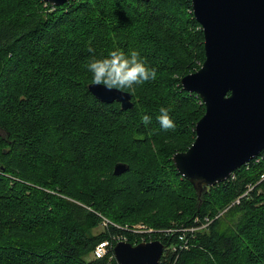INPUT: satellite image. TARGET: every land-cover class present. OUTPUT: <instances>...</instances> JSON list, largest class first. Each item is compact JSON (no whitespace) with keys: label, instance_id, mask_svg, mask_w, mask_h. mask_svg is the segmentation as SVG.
I'll use <instances>...</instances> for the list:
<instances>
[{"label":"trees","instance_id":"obj_1","mask_svg":"<svg viewBox=\"0 0 264 264\" xmlns=\"http://www.w3.org/2000/svg\"><path fill=\"white\" fill-rule=\"evenodd\" d=\"M128 1L138 15L119 0H0V264H107L93 248L120 227L194 226L219 212L191 247H165L158 264H264V149L200 195L171 159L204 113L180 84L204 60L191 0ZM117 49L157 69L155 81L125 90V110L87 89L89 57ZM154 51L166 60L155 64ZM161 107L174 129L161 128ZM119 162L128 168L115 175ZM103 217L119 227H101Z\"/></svg>","mask_w":264,"mask_h":264},{"label":"water","instance_id":"obj_2","mask_svg":"<svg viewBox=\"0 0 264 264\" xmlns=\"http://www.w3.org/2000/svg\"><path fill=\"white\" fill-rule=\"evenodd\" d=\"M42 1L58 6L68 0ZM191 6L202 28L204 60L180 84L201 99L204 113L193 142L174 153L172 162L200 195L264 149V0H191ZM90 84L97 99L116 101L123 110L133 107L128 91ZM127 168L116 163L113 174ZM163 250L159 240L120 241L113 253L118 264H158Z\"/></svg>","mask_w":264,"mask_h":264},{"label":"clouds","instance_id":"obj_3","mask_svg":"<svg viewBox=\"0 0 264 264\" xmlns=\"http://www.w3.org/2000/svg\"><path fill=\"white\" fill-rule=\"evenodd\" d=\"M88 51L94 53L95 50L89 47ZM85 67L92 73L90 85L103 86L107 91L115 90L123 93L148 81H155L157 78V69L149 66L137 50H132L127 55L122 50H112L103 58L92 55ZM159 112L157 120L161 128L164 131L174 129L175 124L169 109L161 107ZM150 120L148 115L142 117L144 124L150 123Z\"/></svg>","mask_w":264,"mask_h":264},{"label":"built area","instance_id":"obj_4","mask_svg":"<svg viewBox=\"0 0 264 264\" xmlns=\"http://www.w3.org/2000/svg\"><path fill=\"white\" fill-rule=\"evenodd\" d=\"M262 180H264V173L261 174L259 181H262ZM253 187L254 185H248L247 189L239 197H237L233 202H231L230 205L239 203L240 198L245 197L248 191H250ZM220 214L221 212L215 214L214 216L206 215L203 218H199V219L197 217L195 219L197 223L196 225L194 226L186 225L182 229H179V231H181V234L178 236L177 240L174 239L173 235L171 234L172 227L167 228L165 230H160V229H153L151 227H145L146 225L144 226L143 223L135 224V225H125L123 227H120L122 228L120 232L113 233L112 235H110L109 238L99 241L93 248L92 257L93 258H105L107 261V264H118L114 256V253H113V248L117 242H120V241L129 242L125 234L126 232H130L135 237H138L139 242L156 240V239H150V238L153 237L154 235H157L159 239H163L167 241V245H169V247L167 245L165 247H167L170 251L177 250V249H181V250L187 249L191 247V245L193 244V240L195 238L196 233L200 230L207 229L209 225L211 224V222L216 217H218ZM110 225L114 227H119V225L103 217L102 222H101V227H108ZM154 230H159V231H154ZM145 235L147 236L145 237ZM171 239H173L174 241H171ZM137 243L138 242L134 244L131 243V244L135 245Z\"/></svg>","mask_w":264,"mask_h":264},{"label":"rangeland","instance_id":"obj_5","mask_svg":"<svg viewBox=\"0 0 264 264\" xmlns=\"http://www.w3.org/2000/svg\"><path fill=\"white\" fill-rule=\"evenodd\" d=\"M119 3H120V5H122V6H124V7H126L127 8V6H128V12H130V17H132L133 15H138L137 14V10L139 9L138 8V6L134 3V2H130V1H128V0H119ZM136 5V7H134ZM171 24H173V23H171ZM177 29L178 30H180V27L178 26L177 27ZM153 49H155V48H153ZM157 50V49H156ZM151 54H153V56H151V58H152V61L155 63V64H157V63H159V62H161V61H165L166 60V56H164L162 53H159V52H157V51H154V52H152ZM172 159V158H171ZM144 224V226L145 227H151V226H147V224H145L143 221H140V222H137L136 224ZM131 225H135V223L134 224H131ZM179 226V224H176V223H173V225H172V229L173 228H177ZM100 228L101 227H99V228H97V230L96 229H94L95 231H98V230H100ZM151 228H153V227H151ZM153 229H156V228H153ZM154 231H159V230H154ZM128 234H132V233H130V232H128ZM147 235H145V237H146ZM154 236H157V235H154ZM160 237V236H159ZM161 238V237H160ZM135 239H138V237H135ZM139 240V239H138ZM171 241H174L173 239H171ZM162 243V242H161ZM163 244V243H162ZM164 248H165V246H164Z\"/></svg>","mask_w":264,"mask_h":264},{"label":"bare ground","instance_id":"obj_6","mask_svg":"<svg viewBox=\"0 0 264 264\" xmlns=\"http://www.w3.org/2000/svg\"><path fill=\"white\" fill-rule=\"evenodd\" d=\"M110 221V220H109ZM184 226H178L177 228H173L172 231H171V234L173 235L174 239H178V236L181 234V231H179V229H182ZM127 233L126 232V236H127Z\"/></svg>","mask_w":264,"mask_h":264}]
</instances>
